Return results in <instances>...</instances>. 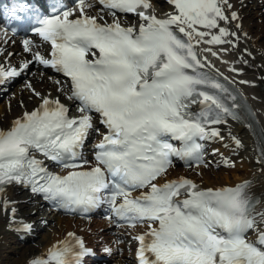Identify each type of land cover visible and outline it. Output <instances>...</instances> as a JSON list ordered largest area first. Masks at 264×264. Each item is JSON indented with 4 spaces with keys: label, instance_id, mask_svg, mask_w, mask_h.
Returning a JSON list of instances; mask_svg holds the SVG:
<instances>
[{
    "label": "snow or ice",
    "instance_id": "snow-or-ice-1",
    "mask_svg": "<svg viewBox=\"0 0 264 264\" xmlns=\"http://www.w3.org/2000/svg\"><path fill=\"white\" fill-rule=\"evenodd\" d=\"M100 3L135 13L141 23H101L103 17L86 11L91 5L85 0L77 9L39 21L35 31L50 44V52L36 51L33 60L68 78V99L78 102L79 115L69 116L58 98L42 97L37 108L0 128V193L5 185L23 184L71 211L109 203L115 217L146 225L134 237L139 264H264V212L253 214L248 181L220 188H201L186 177L159 182L174 157L201 160L203 145L197 140L219 135L207 125L223 122L222 114L238 118L232 110L236 105L228 107L212 91L228 89L201 70L205 65L194 44L231 43L224 38L236 33L219 21L229 19L225 6L232 5L228 0H168L173 11L159 18L150 0ZM75 11L79 15L72 18ZM236 19L232 11L231 20ZM216 28L219 34L210 32ZM30 44L24 41L26 52ZM17 75L16 68L0 66V80ZM192 104L201 105L200 111L193 112ZM94 114L107 131L95 146V163L86 167L90 162L78 149L94 129ZM34 152L65 171H50ZM74 239L75 246L59 241L30 264H81L92 250Z\"/></svg>",
    "mask_w": 264,
    "mask_h": 264
},
{
    "label": "bare ground",
    "instance_id": "bare-ground-1",
    "mask_svg": "<svg viewBox=\"0 0 264 264\" xmlns=\"http://www.w3.org/2000/svg\"><path fill=\"white\" fill-rule=\"evenodd\" d=\"M228 2L232 7L228 9L225 6V15L230 17L229 12L234 10L238 15L237 18L241 19L239 27L235 24V20L232 21L230 18L219 21V26L226 27L229 33H236L235 36L229 35L224 38L227 41H231V43L209 45L204 42L198 44L194 42L195 49L205 67L213 69L216 73H218L216 70H222L227 74L230 83L239 91L253 112L254 120L248 124L241 119L238 120L226 116L222 118L223 122L212 124L211 126H217L220 130L219 138H211V155L208 157L213 158L212 164H201L199 165L200 168L196 169V172L191 170L190 174L194 179L203 180V186L222 185L226 183L233 184L244 180L248 181L247 191L249 196L256 198L253 213L255 215L256 213L264 212V161L262 159L264 155V0H228ZM150 3L153 4L155 13L160 12L167 15L172 12L169 4L165 0H150ZM157 3H160L161 6L157 7ZM89 10L98 16L101 15L100 9L89 8ZM108 16L111 17L110 15ZM120 18L125 19L124 16H120ZM201 30L203 29L201 28ZM210 32L219 34V29H211ZM210 38V36L206 37V39ZM0 46L4 48L3 53L0 55V61L7 63H15L24 57H29L31 52L43 48L42 45L31 43V51L26 52L24 45L19 40H5L1 34ZM207 48H210L217 54L213 56L212 52L204 51ZM16 49L19 51L18 53L15 52L5 58L8 50ZM27 78L30 79L32 87L36 89V93L40 95L32 94L24 83H18L12 90L7 92L8 96L4 94V100L0 102V128L10 126L13 118L23 108L33 107L43 94L58 95L63 100H70L68 99V85L64 79L57 78L51 73L47 74L46 72H40L35 69ZM58 80L59 83H57ZM19 97H22L24 101V105L22 106L17 105L16 99ZM7 99L9 100L8 108L5 105ZM233 137L240 140V145L235 143ZM223 143H225V146H222ZM214 147H217L216 154L212 153ZM258 148L261 152L258 151ZM224 155L230 156V162L227 166L221 164ZM213 165L217 166L218 169H214ZM175 173H186V171L181 167L174 166L169 169L168 174L164 177ZM7 188L6 186L4 192L0 193V228L2 223L11 225L12 235L4 230H0V264H30L33 258L42 255L46 245L63 234V227L69 226L73 219L52 211L53 216L47 215L45 219H56L58 228L53 230L52 237H47L48 239L44 242L46 245L40 244L42 236L41 239H36L39 242L33 245L30 244L27 246L24 243L22 244L21 242L23 240H19L18 238L24 232L18 228L16 222L11 223L12 220L9 215L10 207L12 206L16 209V214L13 216L17 220L19 215L24 216L27 220L33 219L34 215L27 211L28 205L23 203L22 199L16 201L18 199L16 193L24 191L25 187L23 185H14V190L11 193L7 191ZM24 196H28L27 203H30L35 198L29 192H26ZM3 199L9 200L6 209H3L1 206ZM39 206L40 204L36 203L32 205V208L36 207V212ZM80 221L76 219V227L78 228L81 227ZM108 225H111V221H107L106 226ZM113 233L120 237L125 235L122 228L114 229ZM87 238L91 240V237ZM127 240L128 238L124 241L125 246ZM101 245L102 243L99 244V246ZM11 252L19 253V256L17 258H11L9 256ZM117 261L119 264H132L130 255H122Z\"/></svg>",
    "mask_w": 264,
    "mask_h": 264
},
{
    "label": "rangeland",
    "instance_id": "rangeland-1",
    "mask_svg": "<svg viewBox=\"0 0 264 264\" xmlns=\"http://www.w3.org/2000/svg\"><path fill=\"white\" fill-rule=\"evenodd\" d=\"M54 226H55V223H54ZM56 227V226H55ZM51 230H52V228H51V225L49 224L48 225V227H44V228H42L40 231H39V233H38V235L36 236V238L35 239H33V240H29V241H27L26 242V245L28 246V245H30V244H35L36 242H39V241H36V239L37 240H39V239H41V236H42V239L40 240V242H42L43 241V237L44 236H48L50 233H51ZM44 235V236H43ZM9 256L11 257V258H17L18 256H19V253H14V252H11L10 254H9Z\"/></svg>",
    "mask_w": 264,
    "mask_h": 264
}]
</instances>
